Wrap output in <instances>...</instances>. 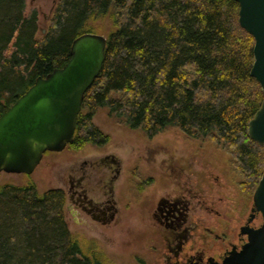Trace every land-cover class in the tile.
<instances>
[{
	"label": "trees",
	"instance_id": "obj_1",
	"mask_svg": "<svg viewBox=\"0 0 264 264\" xmlns=\"http://www.w3.org/2000/svg\"><path fill=\"white\" fill-rule=\"evenodd\" d=\"M26 0H0V114L38 76L63 66L73 40L107 18L105 60L84 94L72 142L102 145L98 109L151 136L169 127L210 139L254 185L264 145L248 123L264 94L250 73L255 39L239 23L236 0H59L37 38ZM64 192L35 183L0 184V264H105L85 253L65 221Z\"/></svg>",
	"mask_w": 264,
	"mask_h": 264
},
{
	"label": "flooded vegetation",
	"instance_id": "obj_2",
	"mask_svg": "<svg viewBox=\"0 0 264 264\" xmlns=\"http://www.w3.org/2000/svg\"><path fill=\"white\" fill-rule=\"evenodd\" d=\"M67 148L46 151L41 161L47 153ZM80 149H70L68 161L58 166L63 172L61 186L52 187L64 192L67 227L72 235L71 226L75 230L118 228L123 211L126 209V215L131 211L129 215L138 222L139 238L146 239V255L135 254L137 264H226L232 251L241 249L248 240L247 230L263 222L253 202L258 181L247 183L234 166L241 178H237V196L233 199L224 172L208 164L201 175L196 172L199 166H189V170L171 166L170 175L158 178L141 175L137 165L126 169L123 157L114 150L76 155ZM168 177L176 182L168 185L164 179ZM251 189V202L243 212L245 196ZM123 195L128 202L123 203Z\"/></svg>",
	"mask_w": 264,
	"mask_h": 264
},
{
	"label": "water",
	"instance_id": "obj_3",
	"mask_svg": "<svg viewBox=\"0 0 264 264\" xmlns=\"http://www.w3.org/2000/svg\"><path fill=\"white\" fill-rule=\"evenodd\" d=\"M239 23L255 39L250 73L264 94V0H236ZM107 38L84 32L71 44L67 62L34 83L0 114V171L31 174L46 151H61L72 142L85 92L100 73ZM248 135L264 145V97L248 123ZM263 222L248 229L243 247L226 264H264V171L253 192Z\"/></svg>",
	"mask_w": 264,
	"mask_h": 264
},
{
	"label": "rangeland",
	"instance_id": "obj_4",
	"mask_svg": "<svg viewBox=\"0 0 264 264\" xmlns=\"http://www.w3.org/2000/svg\"><path fill=\"white\" fill-rule=\"evenodd\" d=\"M58 1L26 0V14L32 11L37 12L39 21L37 38L42 37L46 32L50 22L49 17L53 14V10L50 11V8L53 3ZM46 16L48 17L46 18ZM96 24L100 27L98 33L106 36L108 29H110V21L105 18L96 21ZM93 120L109 136V139L101 146L86 144L81 147L76 155L94 156L102 151L114 150L123 157L126 169L132 165H137L141 175L152 174L156 177L165 173L170 175L171 166L176 168L182 166L185 170H189V166H199L197 168L199 170L196 172L201 175L200 173L208 164L215 170L224 172L225 180L230 187V194L233 199L237 196L238 186L236 181L237 178L241 177L238 176L239 174L233 168L232 155L229 150L216 145L212 140L189 137L176 127H169L152 137H148L141 129L129 128L115 120L108 114L105 107L98 109ZM68 147L59 153H47L31 174L0 171V184L26 185L33 182L41 192L52 187L61 186L63 172L58 166L67 162L72 155L70 149L73 147ZM200 177L202 178V176ZM164 179L167 180L168 185L176 182L174 178L168 177ZM156 180L158 181L159 179ZM155 185H157L156 182ZM154 188L151 187V189ZM252 190L248 191L247 196H245L247 207L243 208V212H247L251 202ZM123 199V203L128 202L127 197ZM233 203L235 204V201ZM123 213L125 215H122L121 218L122 227L104 229L102 231L98 227L94 230H85L83 228L75 230V226H71V231L79 240L80 245L83 247V252L88 254L92 252L98 253L105 264H137L138 259L135 254L145 257L144 245L146 246V239L139 238L138 222L132 215H126V209ZM128 223L129 226L127 225ZM147 259L150 260L148 256Z\"/></svg>",
	"mask_w": 264,
	"mask_h": 264
}]
</instances>
